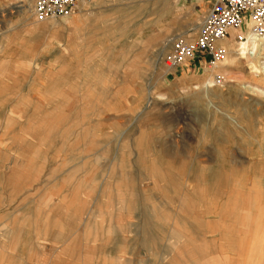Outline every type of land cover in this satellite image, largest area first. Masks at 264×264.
Returning a JSON list of instances; mask_svg holds the SVG:
<instances>
[{
  "label": "rangeland",
  "instance_id": "rangeland-1",
  "mask_svg": "<svg viewBox=\"0 0 264 264\" xmlns=\"http://www.w3.org/2000/svg\"><path fill=\"white\" fill-rule=\"evenodd\" d=\"M34 1L0 0V135L22 133L0 150L9 159L0 169H27L28 180L39 183L57 177L94 187L89 202L101 192L112 203L81 206L80 217H58L51 230L76 233L101 209L110 222L102 237L131 247L132 264H194L199 254L226 264L239 251L226 240L247 239L207 225L239 223L227 220L225 204L241 202L254 183L250 176L231 182L227 161L264 149V84L251 78L245 57L223 67L228 55L215 69L187 64L168 71L160 62L173 37L195 36L211 0H92L69 18L41 22ZM254 59L259 67L264 61ZM57 140L58 150L49 148ZM47 169L56 172L39 178ZM236 171L240 178L243 169ZM130 183L137 187L131 195ZM114 185L125 197H113ZM134 193L129 208L123 199ZM222 210L226 222L218 219Z\"/></svg>",
  "mask_w": 264,
  "mask_h": 264
},
{
  "label": "crops",
  "instance_id": "crops-1",
  "mask_svg": "<svg viewBox=\"0 0 264 264\" xmlns=\"http://www.w3.org/2000/svg\"><path fill=\"white\" fill-rule=\"evenodd\" d=\"M0 136V140L6 143L3 147L0 146V150L7 152L9 148L7 142H10L12 136L8 130H3ZM12 138L20 140L22 133L13 135ZM69 146L72 145L69 144ZM49 148L58 150V140L53 147L51 144ZM36 149L39 151L41 147L37 146ZM7 157L3 154L0 155V168L3 166L4 160H9ZM5 167H8V161L5 163ZM54 172H56L54 169H49V171L47 169L41 173L39 178L42 174L45 176ZM28 173L27 169H0V264H132L131 256H128L132 255L131 247L122 246L119 240L117 244L112 241L108 242L107 237H102L103 229L108 230L110 225L107 223L110 222H108L107 215L101 214V209H97L94 214L97 216L96 220H86L79 224L76 233L68 229L64 233H59L63 231L62 227L51 230L53 220L62 217V221H64L63 216H68L67 213L71 212L70 216L77 215L76 218H78L82 214L81 206H86L88 203L110 206L112 203L102 201L101 192L98 193V199L95 198L89 202L90 194L87 193V190L94 189V187L89 186L86 190L85 187L78 189L75 184L73 186L69 182L57 181V177L53 182L39 183L35 182L36 178L34 181H29ZM10 184L16 186L14 190H11ZM132 186L131 184L129 187V195L132 194V190L136 191L137 187ZM100 188L101 191L104 190L103 186ZM112 188L114 191L119 190V193L114 194L113 197L122 195L125 197L126 192L121 193L120 185L119 187L114 185ZM83 193L84 196H82ZM123 200L124 202H118L116 205L123 202L130 208L137 200V195L134 193L129 200ZM117 218H121V216L117 215ZM93 223L96 224L95 229L89 233V230L85 229ZM85 236L89 238L87 239ZM263 248L262 245L256 247V250L248 247L237 252L232 250L233 253L229 252L232 256L225 257L228 260L226 264L236 263L238 260L242 261V264H261V262L264 264ZM254 253H257L258 256ZM218 260L221 261V257Z\"/></svg>",
  "mask_w": 264,
  "mask_h": 264
},
{
  "label": "built area",
  "instance_id": "built-area-1",
  "mask_svg": "<svg viewBox=\"0 0 264 264\" xmlns=\"http://www.w3.org/2000/svg\"><path fill=\"white\" fill-rule=\"evenodd\" d=\"M92 0H35L34 18L41 22L69 18ZM264 37V0H211L193 38L176 36L160 58L168 71L193 64L215 69L229 55L231 44ZM221 82L219 75H215Z\"/></svg>",
  "mask_w": 264,
  "mask_h": 264
},
{
  "label": "bare ground",
  "instance_id": "bare-ground-1",
  "mask_svg": "<svg viewBox=\"0 0 264 264\" xmlns=\"http://www.w3.org/2000/svg\"><path fill=\"white\" fill-rule=\"evenodd\" d=\"M71 23H72V20H71ZM236 46H237V49H234V44L230 45L229 55H231V58H228L227 62L223 65V67L226 64L237 65L239 63V59L241 57H245L247 59V61H249L248 65H250L251 78L258 83L264 84V61H262L260 63V67H259L255 63V59H254L255 57H261V56H262V59H264V37L262 39H259V40L248 39L247 42L237 44ZM232 55H234V56L232 57ZM258 83H256V84H258ZM206 84H208L210 86L212 85L210 80H207ZM261 92L263 94V91H261ZM150 102H151V94L149 96V102L148 103H150ZM253 137H255V136H253ZM249 138H248V140L251 139V138L250 139ZM256 142L258 143V141H256ZM250 144L251 143L249 142V145ZM250 146L252 147L253 145L251 144ZM245 156H246V160H241V162L236 161L235 159L228 160L227 161L228 167L226 168V169H231V170H229L228 173H226V174H228L229 180H231V182L234 180H236V181L240 180L239 182H241V179H242V182H244L250 176L253 183H254L253 187L250 188L251 191L247 188H244V190L241 192L242 193L241 195L243 196V198L241 199V202H239L238 199L230 198V201H227L225 204L226 205L225 213L227 214L226 217L229 218L227 220L230 221L232 218L233 219L236 218V221H238L239 223L235 224V222H234V224H232V222L231 223L226 222V219H225V221L222 220L221 219V216H223V214H222L223 210H222L219 212L221 215L218 219L220 221H223L226 223L225 224L221 223L219 225V227L207 225L208 231L212 232V233H215V232L220 233L223 236H227V237L230 235L231 236L242 235L243 237H246L247 241H241V242H238V241L235 242L234 241V245L232 244L233 243L232 240H229V239L226 240L227 245L229 244V246H231V247L235 246V247H237V249H239V251L243 250L245 247L253 248L254 250H256L255 249L256 247L258 248V247H261L262 245L264 246V189L259 187L260 179H261L262 175L264 174V149L259 148L258 150H255L253 148H251V149L249 148V150H246ZM209 168L210 167L207 165H198L197 166V169H209ZM236 169H243L242 176L240 178H237V176H238L237 173H236V175L233 174V173L237 172ZM198 193H200L199 190H198ZM236 194L239 197L238 191L236 192ZM201 204L202 205L204 204L203 207L205 210V207L208 204L207 201L203 200V203H201ZM201 208H202V206H201ZM207 211H208V209H207ZM224 217H225V215H224ZM238 217H239V219H238ZM263 249H261V250L263 251ZM254 252H256V251H254ZM263 253H264V251H263ZM254 255H257V253L256 254L254 253ZM261 255H263V254H261ZM263 257H264V255H263ZM252 259H249V260H252ZM212 260H213V258H208V256H206V258H205L204 255L199 254V256L195 257L194 260L191 262H193L194 264H210L212 262ZM241 262L242 261L239 260L237 262V264H242ZM253 262H254V260H253ZM262 263L263 262H261V264Z\"/></svg>",
  "mask_w": 264,
  "mask_h": 264
}]
</instances>
